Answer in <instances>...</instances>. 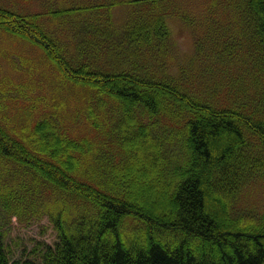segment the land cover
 <instances>
[{
    "label": "trees",
    "instance_id": "1",
    "mask_svg": "<svg viewBox=\"0 0 264 264\" xmlns=\"http://www.w3.org/2000/svg\"><path fill=\"white\" fill-rule=\"evenodd\" d=\"M207 1L195 79L186 67L180 77L167 71L152 78L171 66L176 45L166 17L184 16L175 0L38 11L0 5V31L42 51L62 81L50 86L26 75L0 85V264H11L3 222L13 217L20 223L47 217L58 232L40 263L24 264H264V212L232 213L231 204L247 181L264 178V88L253 102L261 114L248 105L210 103L230 81L245 95L254 88L249 81L237 88L232 73L239 70L229 76L223 69L238 53L235 63L264 82V0ZM119 5L136 7L123 26L111 20ZM237 24L241 50L229 36L231 47L219 56L227 32L237 37ZM100 51L118 57L110 69L101 65ZM153 51L160 66L150 67ZM9 58L22 65L19 53ZM63 93L75 97L78 116L69 117ZM10 105V113L2 110ZM80 117L102 142L74 130ZM154 190L162 193L159 209L150 204ZM135 222L140 231H132Z\"/></svg>",
    "mask_w": 264,
    "mask_h": 264
},
{
    "label": "rangeland",
    "instance_id": "2",
    "mask_svg": "<svg viewBox=\"0 0 264 264\" xmlns=\"http://www.w3.org/2000/svg\"><path fill=\"white\" fill-rule=\"evenodd\" d=\"M94 1L106 2V0H0V5L11 8L23 7L26 11H38L49 6L58 7L59 4H62L63 6H73L81 3H94ZM207 4V0H175L173 5L181 10L184 16H169L168 14L167 16L169 17H166V25L171 33L170 39L176 45L175 49L172 51V55H170L168 59L170 60L171 66L154 71V76H152V78L161 79V77H165L167 71H169L170 74L178 75V77H180L182 76V67H186L184 73L187 74V76H191L193 79H195L197 72L201 69V64L196 58V38L198 35L203 34L205 25L210 18L209 12L211 9L207 6ZM135 9L136 7L132 5L115 6V8L112 9V22L114 24L117 23L118 25L123 26L130 16V11ZM159 9H162V7L157 8V10ZM159 16L162 15L159 13ZM87 18H89V16H87ZM192 23H195V26H192ZM238 25L239 24L235 26L237 37L229 32H227V36L223 37L225 42L219 56H222L225 53L223 48L225 49V47H231V42L228 41L229 36H233L232 43L234 46H232L241 50L242 46L239 43L241 39V28H239ZM211 26L212 24L210 27ZM51 28L61 38L67 37V30L61 29L59 25L51 24ZM83 28L85 30V27H82V30ZM214 38L215 37H213V39ZM213 44L214 42L210 41V45ZM203 48L204 47H202V49ZM220 48L221 46L216 47L217 50ZM118 52L119 51L116 49L115 52L112 53L117 54ZM17 53H19V56L21 57L22 65L20 66L18 64L15 65L12 63L9 58L11 55H16ZM99 53L102 56L101 65H103L106 69H110L112 66L110 63L117 62L118 60V57L114 56L113 54L112 58H106L103 57V51H100ZM238 54L233 58H230L226 55L228 57L226 59L228 66L223 67V69L226 67L229 68V71H227L229 76L231 75V70L235 71L236 68L239 70L238 73H232V78L234 80H238L235 82L237 88H239L240 82L244 81L254 83V88L252 90L245 88L246 96L243 93L237 92L235 85L230 81V83L223 86L224 89H218L219 94L211 98L210 103L214 105V103L217 102L219 103L218 105H224L228 107H233L235 105H248L250 106L251 112L261 114L262 108H259L257 105H255V103L253 104V102L259 101L262 97V88H264V82H254L248 74V68L246 65H242L241 62H238L239 64L235 63V58H237ZM217 56L218 55L215 53L212 54L213 62L221 68L223 61L221 59H218L217 61ZM240 57H243V54L240 55ZM150 58L153 61L150 67H152L155 63L159 66L161 65L157 63V56L154 51L151 52ZM168 60L165 62H168ZM95 62L99 63L98 57L95 58ZM25 63L29 65L28 68L22 67ZM189 71L193 74H189ZM250 71L252 72V70ZM26 75H29L33 80L43 82L50 86L53 84L60 85V83H62L58 77L55 78L53 71L48 67V62L42 51L31 46L30 44H26L22 41L20 42L8 34L0 31V85L5 82L4 78L6 77L15 83H18L19 81L23 80ZM213 88L216 89V86L214 85ZM43 90L44 92L40 93H50L48 89ZM63 94L66 96L63 98L65 101L64 109L69 114V117L78 116V108L74 99L75 97L73 98L71 94ZM8 108L9 109H7V107H3L2 110H6L7 113H10L11 110H14V107L11 105ZM71 126L77 132L88 135L92 138H97V136H99L101 142L104 139V136L89 129L83 119L80 120L79 126H74L73 124H71ZM107 130L109 129L107 128ZM150 204L156 206L158 209L162 206V193H160V191H153ZM231 204H233L232 213H263L264 178H256L247 181L240 189H238L231 200ZM208 209L210 212H212L214 211L215 206L208 205ZM215 215L217 214L215 213ZM221 221L224 225L226 224L225 218H222ZM3 224H5V227L3 228L4 244L6 251L9 253L11 264H24L26 261L31 260L40 263L41 253L43 251L44 245H53L59 241L58 232L56 231L53 223L47 217L34 220L31 223H20L17 218L13 217L11 218L10 222H3ZM139 228H143L142 223L135 222L132 225V231H140L138 230Z\"/></svg>",
    "mask_w": 264,
    "mask_h": 264
}]
</instances>
